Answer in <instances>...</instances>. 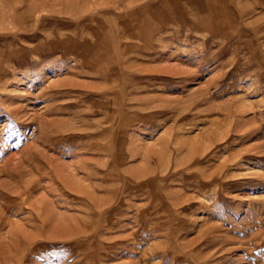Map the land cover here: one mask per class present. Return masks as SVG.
Masks as SVG:
<instances>
[{
  "label": "rangeland",
  "instance_id": "1",
  "mask_svg": "<svg viewBox=\"0 0 264 264\" xmlns=\"http://www.w3.org/2000/svg\"><path fill=\"white\" fill-rule=\"evenodd\" d=\"M0 264H264V0H0Z\"/></svg>",
  "mask_w": 264,
  "mask_h": 264
},
{
  "label": "bare ground",
  "instance_id": "2",
  "mask_svg": "<svg viewBox=\"0 0 264 264\" xmlns=\"http://www.w3.org/2000/svg\"><path fill=\"white\" fill-rule=\"evenodd\" d=\"M88 62V61H87ZM127 87V86H126ZM106 95V94H105ZM106 97V96H105ZM123 106V105H122ZM107 121V120H106ZM119 133V132H118ZM99 149V148H98Z\"/></svg>",
  "mask_w": 264,
  "mask_h": 264
}]
</instances>
